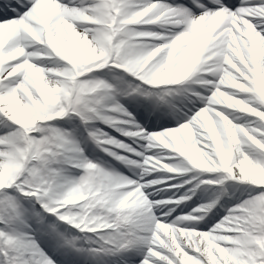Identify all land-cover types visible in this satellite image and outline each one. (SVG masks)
Returning <instances> with one entry per match:
<instances>
[{"label":"snow or ice","instance_id":"1","mask_svg":"<svg viewBox=\"0 0 264 264\" xmlns=\"http://www.w3.org/2000/svg\"><path fill=\"white\" fill-rule=\"evenodd\" d=\"M192 78L202 87H181ZM176 91L192 93L195 111L157 131L120 102ZM70 113L134 124L119 130L146 140L144 151L90 134L143 157L111 152L142 170L136 178L88 160L67 130L45 123ZM0 115V264H110L104 257L122 251L131 254L115 264H264V0H0ZM71 168L84 171L71 178ZM161 170L211 178L155 200L147 189L197 180L149 178ZM227 180L249 185L247 198L211 228L196 221L226 189L172 218L168 205Z\"/></svg>","mask_w":264,"mask_h":264},{"label":"rangeland","instance_id":"2","mask_svg":"<svg viewBox=\"0 0 264 264\" xmlns=\"http://www.w3.org/2000/svg\"><path fill=\"white\" fill-rule=\"evenodd\" d=\"M156 27V26H153ZM46 66H54L48 59L42 61ZM107 71V70H105ZM119 71V70H118ZM128 81H133L138 83V80L133 79L128 74H124ZM104 78L112 80V76H105ZM192 80L185 82L181 87L185 89L190 88H200L201 85L193 83ZM126 87L127 85H123ZM159 86H153V90H159ZM192 93L187 91H176L173 92L170 96L166 97L164 101H160L158 97H145L140 94H133L127 96H121L120 102L131 112L141 126L148 129L149 131H157L163 128H169L176 126L182 119L190 116L195 108H193V102L191 99ZM196 106H203V103L199 100L196 101ZM238 114V113H237ZM120 121L117 126H111L103 121L95 120L89 121L88 124H85L79 116L70 113L69 115L63 118H55L52 122H45L48 126H54L62 130H67L71 134L72 140L82 149V154L93 162H96L108 170L123 173L132 178H136V175L142 170L135 166L129 165L125 161L119 160L117 157L111 155V152H116L118 154L125 155L135 160H141L143 157L137 155L135 152H130L127 148L125 151L120 150L118 145H108L104 144L102 141H97L91 136V131L96 130V128H101L103 133L110 135H116L120 132L119 129L123 128L125 130L135 131V125L131 127H125L126 123L122 119V114ZM239 115V114H238ZM5 118L0 115V133H3L8 130L5 125ZM11 123L10 121L8 122ZM93 125L96 128H93ZM15 127V125H12ZM88 127V128H86ZM85 128V130H84ZM37 134V133H34ZM108 135V134H107ZM121 137V142L130 145L132 148L138 149L139 151H144L142 147L147 143L141 137L125 136L124 134H119ZM109 151H105V149ZM153 152L155 150H152ZM173 163L178 161L173 160ZM67 167V166H66ZM84 170L78 168H71L67 173L71 178H78ZM173 176L175 179L168 180L166 184H180L184 180L191 179L192 176H196L197 180H194L191 185H185L184 188L177 190L176 188H167L165 184L157 185L156 188L159 189V192L153 191L149 188L147 191L152 192V198L155 200H161L172 196H180L188 188H191L194 184L198 183L201 179H209L210 174H207L203 170H194L188 173H168L166 170L157 171L151 174L149 178L156 177H166ZM250 186L244 182L227 180L224 185L216 184H201L198 189L195 190V195L192 196L191 200L184 201L176 206L174 203L168 205L169 208L175 207L176 211L173 213V217L181 215L182 213L192 212L193 209H196L199 205L210 203L215 200L219 195L220 191L225 190V194L221 196L219 202L204 216L202 220L196 221V223L204 229L211 228L215 223L225 216L228 211L235 206L236 204L242 202L243 199L247 198V191L245 189ZM160 210H156V214L159 215ZM63 228L68 229L69 231L83 236V232H78L75 228L64 224ZM92 235V234H89ZM95 246V245H93ZM130 251H122L114 256H105L104 259L110 262V264H115L116 261L122 256H129ZM56 259H60L59 256H54ZM140 257H134V260H138ZM88 264H92V261L89 260Z\"/></svg>","mask_w":264,"mask_h":264},{"label":"bare ground","instance_id":"3","mask_svg":"<svg viewBox=\"0 0 264 264\" xmlns=\"http://www.w3.org/2000/svg\"><path fill=\"white\" fill-rule=\"evenodd\" d=\"M160 87V86H159ZM123 115V114H122ZM133 124H129V123H124V126L125 127H131ZM86 128H88V127H86ZM93 128L95 129L96 128V126H94L93 125ZM96 129H101V128H96ZM84 130H85V128H84ZM108 135V137H112V138H115V139H117V140H121V137L119 136V134H124V132H122V131H120V132H118L116 135H110L109 133H107ZM125 135V134H124ZM125 136H127V135H125ZM120 150H122V151H125L126 149L125 148H120Z\"/></svg>","mask_w":264,"mask_h":264}]
</instances>
